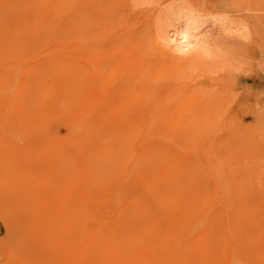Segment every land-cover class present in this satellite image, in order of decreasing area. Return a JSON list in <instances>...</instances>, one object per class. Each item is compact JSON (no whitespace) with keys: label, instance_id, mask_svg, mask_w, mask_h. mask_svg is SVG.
Returning <instances> with one entry per match:
<instances>
[{"label":"bare ground","instance_id":"6f19581e","mask_svg":"<svg viewBox=\"0 0 264 264\" xmlns=\"http://www.w3.org/2000/svg\"><path fill=\"white\" fill-rule=\"evenodd\" d=\"M125 1L122 5L130 11L136 12V20L139 19L138 17L141 18V28L136 30L132 27L136 30V33L130 28L137 35L140 44L128 39V42H124L122 46L114 51L113 48L108 51L112 50L110 59L115 61L121 57L126 58L127 67H132L130 72L111 79L115 80L112 91L107 88L106 91L97 96L91 86L94 83V78H98L96 77L98 74H88L82 70L80 61L77 60L61 64L64 57L55 60L53 65L40 64L25 68L26 70H23L21 62H12L11 65H6V68H0V130H2L0 133V146L4 150L7 147H16L13 153L10 152V149L5 150L14 154L15 159L13 163L11 162L13 168L11 169V165H9L10 171H8H17L22 165L21 161L26 156L23 150L27 149L28 146L25 149L20 148L18 146L19 142L28 141L27 144H29L33 140L36 143L41 141L45 145L49 141V138H45V136H51L48 146L42 150L39 149L42 154L37 155L39 159L36 160L38 164H35V167L43 168L46 174L52 173L49 174L50 178H46L47 175L45 174L43 181L50 179L55 183L53 184L51 181L48 184L42 183L39 188L36 186L34 191L30 190L31 192L29 191L26 194L23 187L21 190L13 188L12 192L15 191V194L21 196L22 209L32 213L34 217H37V219H34L37 222L41 220V223H39L41 226L44 225V236L39 231H37V234L43 242L46 240L45 238H51L49 239L52 242L49 243L50 251L60 257L58 263L55 264H264V224L259 225L261 230H258L260 232L258 240L254 244L251 241V244L254 245L250 246L253 250L251 252L255 251L256 253L255 258H251V256L244 255L251 250L249 247V249H244L246 253L240 252V247L249 244L247 243L248 240L239 234L240 238L238 236L236 238L237 234L232 233L234 227L232 228L231 225L228 229L232 232L226 229L224 224L226 215L224 218L214 215L212 219L205 218L197 221V218L194 217L195 209L191 204H206V202L203 203L202 197L193 194L192 191V194L190 193V190L197 183L194 185L195 181H192L191 184L193 185L189 188L186 187L188 190L185 192H183L185 190L183 187L181 188L178 185L173 187L172 185L176 182L170 177L168 170L162 166L165 148L154 145V137L151 136L145 139L140 138L136 141L138 148L135 147L134 140L137 139L135 133H138L140 129L135 132L133 128L136 121L141 120L143 116L151 114L155 118V115L160 113L159 108H156L157 106L152 107V103L159 94L161 87L167 89L169 88L168 85L171 86L170 80L182 76H197L201 72H205L204 70H207V68H213L216 63H219L221 56L218 48L222 46L221 44L225 40L226 42L230 41L231 38L234 42L240 40L246 65L244 70L246 73L253 71L252 61L256 56L255 54L259 51L262 54L263 51L259 34L263 31L262 34L264 35V13H262L264 0H240V8L227 9L222 12L208 9L203 4H195L191 0ZM235 3L231 0L226 1V5L229 7ZM62 5L64 6V3ZM2 9L0 8V10ZM81 16H83V12ZM81 16L75 15L72 20L77 21V24H79L82 21ZM83 25L86 26V23ZM6 28L8 29V27ZM72 28H75V26ZM20 34H22V31ZM130 36L133 37L132 34ZM124 38L125 36L122 39ZM12 39V44L7 45L8 51L10 50L8 54L11 56L13 53L25 52L31 45H34V42L22 41L18 35ZM6 44H4L5 48ZM3 46L0 43V56L7 52H5ZM2 58L0 57V59ZM54 67L56 68L54 69ZM261 67L263 66L261 65ZM19 68L23 71L20 72ZM53 71L58 73L57 76L55 75L58 79L56 78L57 81L53 79L49 83L48 78L53 74ZM19 73H23L21 76L22 81L19 80L16 85ZM106 82L102 81L100 87L105 85ZM244 89L247 94L246 98L250 100L246 108L253 113L256 112L262 115V124L260 123L261 126H257V129L261 127V130L258 129V131L262 132L259 136H261L260 140L264 143V94L252 93L249 86H245ZM56 95L62 96L63 105L59 106L58 101H56L57 98L53 100L49 107L44 109L46 99ZM178 95H181V93ZM148 96L151 99H146L143 103L139 101ZM188 96L191 98L192 94H188ZM113 97L132 99V102L126 107L114 106L113 104L116 101L111 99ZM76 100H79L77 105L73 103ZM178 100L181 101V98ZM215 102L213 100L211 105L213 106ZM170 104L172 105V103ZM82 106L84 107L82 108ZM166 106L170 107L168 103ZM174 106L177 105L174 104ZM189 109L191 108L189 107ZM29 112L31 114H28ZM79 112L81 113L79 114ZM49 113L55 114L53 119H50L51 116L48 117ZM76 113H78L77 116H75ZM64 117L70 118L66 143H64V139H58L52 134L53 122L56 120L64 121ZM191 122L193 121L191 120ZM63 125L65 124L63 123ZM12 126L25 128L26 131L22 132L23 129H18L10 133L6 132V129ZM204 129L210 130L208 126ZM188 130L191 131V129ZM25 132L32 135H27L28 133ZM160 134L158 135L163 136ZM83 138L85 139L82 140ZM171 138L173 139L172 136ZM166 139H169L165 138V142H168ZM161 140L164 141L163 137ZM169 141L171 142V140ZM151 144L154 146L148 148ZM171 144L174 143L171 142ZM161 145L164 146L165 144L161 143ZM132 149H134L132 152L136 153V156L131 154ZM257 153H261L256 157V159L258 158L256 161L258 175L256 174L255 178L258 179L259 185L256 181L255 183L264 191V151L261 150ZM213 158L211 159L214 160L216 157ZM186 164L188 165V163ZM220 165L223 166L221 163ZM25 166H23L24 169L27 167ZM129 166L133 168L130 173ZM224 170H226L225 167ZM224 170H218L215 173L214 176L218 179L217 182H221V179L223 182L225 181L224 174L228 172ZM232 170L236 172L234 169ZM182 171L184 172V170ZM188 171L192 172V170L186 172L189 173ZM18 175L19 178L24 176L23 173L21 176L20 173ZM189 178H192V175ZM203 181L198 185L205 184ZM29 185L30 183L27 184V187ZM228 186H230L229 183ZM196 187L199 186L196 185ZM4 189L8 190L9 187ZM227 189L222 188L225 194ZM123 190L124 193L126 190L127 192L132 191V195L129 194L131 197L133 196L131 202L128 201L129 206L123 197ZM134 190L138 191V193L136 191L139 195L138 200L133 199L136 198L134 197L136 195L133 193ZM115 196L117 197V203ZM247 214H244V216ZM236 217L238 218V216ZM262 219L264 220V207ZM3 222L6 229H8V223L4 220ZM29 222H31V219ZM199 223H203V228L197 230ZM54 225L55 227H53ZM219 225L222 228L221 230ZM226 233L231 235L226 238ZM234 237L242 244L237 242L235 247V244L230 243V240ZM238 244H240V247ZM50 255L48 254L47 258ZM44 256L46 257V255Z\"/></svg>","mask_w":264,"mask_h":264},{"label":"rangeland","instance_id":"374dc122","mask_svg":"<svg viewBox=\"0 0 264 264\" xmlns=\"http://www.w3.org/2000/svg\"><path fill=\"white\" fill-rule=\"evenodd\" d=\"M191 1L195 4L196 3L199 5L203 4L208 9L218 12L226 11L227 9H238L240 8L241 5V3L239 2L240 0H231L236 3L232 4L230 7L226 5L227 0H191ZM124 2L126 1L125 0H59L58 2V0H15V1L0 0V8H3L2 10H0L1 46L6 44L7 42L6 48L5 45L3 46V49H5V52L6 51L7 52L3 53L2 56H0L1 58L4 56L2 59H0V68H6L5 66L11 65L12 62H21L23 64L22 65L23 70H26L25 68L35 67L40 64L53 65L55 60L60 59V57H64L63 59L64 61H62L61 64H64L67 61L77 60L80 61L82 70L86 71L88 74H92V75H94L95 73L98 74L96 76L98 78L96 79L94 78V83L91 86L94 93H96L97 96L101 95L102 92L106 91L107 88H109L110 91H112L113 89L112 87H114L115 80H111V79H115L119 75H123L130 72L132 70V67H127V59L123 57L113 61L112 59H110V57L112 56V50L110 52L108 51L112 48L114 51L119 46H122L124 42H128V39L133 40V42L135 43H139V39L137 38V35L135 33L137 29L141 28L140 25L142 23L140 17H138L139 19L136 20L137 15L135 11H130L126 6L122 5V3L124 4ZM27 3L30 5H28ZM63 3L64 6L62 5ZM60 5H62V7H60ZM8 6L11 8V10H9L10 8ZM26 7H28L29 9H27ZM82 12H83V16H81ZM86 13L89 14L87 15ZM262 13H264V10L262 11ZM75 15H80L82 18V21L79 24H77V21L72 20V17ZM5 23L8 24L6 25ZM85 23L86 26L83 25ZM74 26L75 28H72ZM6 27H8V29ZM132 27H134L136 30L133 29ZM130 28L134 30L135 33L132 30H130ZM44 29L47 30L45 31ZM17 30H19L20 32L22 31V34H20V32ZM262 32L259 34V37L261 39L260 42L262 43L263 51L262 54L260 53V51L255 54L257 57L255 56V58L252 61L253 71H249L246 73V71L244 70V67L246 65H245L244 56L242 54L243 48L240 43V40L237 42H234L233 38H231V40L228 42H226L225 40V42L221 44L222 46L218 48V52L220 53L221 56L220 58L221 61L219 63H216L213 66V68L210 69L206 67L207 70H204L205 72H201V74L197 76L196 75L195 76L190 75L186 77L182 76L170 80L171 86L168 85L169 88L167 89L161 87V89L159 90V94L152 103V107L157 106L156 108H159L161 114L159 113L160 115L159 114L155 115V118L151 114L143 116L141 120L139 119L136 121L133 127L135 129V132L139 131L140 129L138 133L137 132L135 133L137 139L134 140V144L140 138L145 139L151 136L154 137V141H153L154 145L162 146L163 149L165 148L164 151L168 152L165 153L163 151L165 155L162 160H164L165 164L163 163L162 166H164V169L168 170L170 177L173 178L174 182H176L172 185L173 187L174 185H178L181 188L183 187L185 188L183 192H185L188 190L189 187L193 185L191 184L192 181L193 182L195 181L194 185L197 183L196 185L199 187H196L195 185L194 188L190 190V193L192 191L193 194L202 197L204 201L203 203L206 202V204H201V203H199L198 205L191 204V206H193L195 209L194 217L197 218L196 220L198 221L199 219L201 220L205 218L212 219L214 215L220 216V218L222 217L224 218V216L226 215V221L224 220L226 229H228V227L231 225L232 228L234 227L232 230L233 232L230 229L228 230H230L232 233H236L237 234L236 238L239 234L240 236L243 235L244 236L243 238H246V240H248L247 243L249 244L245 245L246 247L242 246V248L240 247V244L242 243H240L238 239H235L234 237L230 240V243L235 244L234 245L235 247L237 246L236 245L237 242L240 243L238 245L241 249L240 252H243V254L246 253V251L244 250L245 248L249 249L250 246L254 244L256 240H258L260 234L258 230L259 231L261 230V226L259 225L264 224V220L262 219V211L264 207V203H263L264 191L259 188L260 186L258 187L259 185L257 181L258 179L255 178V175L256 174L258 175V169H257L258 166L256 165L257 164L256 161L258 158L256 159V157H258V155L261 154L257 152L259 151L261 152V150L262 152L264 151V146H263L264 143H262V141L260 140L261 136H259V134H261L262 132L258 131V129L261 130L260 129L261 127L260 128L258 127L257 129V126H261L262 124L261 121L263 118L262 115H260V113L254 112L255 113L254 114L251 110L246 108L247 103L250 100L246 98L247 94L244 89L245 86H249L251 87L250 91L252 93L264 94V70H263L264 69V63H263L264 35L262 34ZM126 33L128 34V36ZM131 34L133 37L130 36ZM17 35L20 37L22 41L34 42V45H31L29 49L25 52L16 53V54L13 53L11 56L10 54H8L10 51V50L8 51L9 49L8 46L12 44L11 41L13 40L12 38L17 37ZM124 36L125 38L122 39ZM257 62L259 64L260 63L262 64L259 65ZM261 65L263 67H261ZM56 67H54V69ZM23 70H20L19 68L20 72H22ZM64 71H66V69H64ZM22 74L23 73L18 74L15 83L16 85L18 84L19 80L22 81V77H21ZM56 74L58 73L53 71V74H51V76L48 78L49 83L53 81V79L57 81L58 77H56L57 76ZM102 81L104 82L107 81V82L105 85H102L100 87ZM179 92L181 93V95H178L180 94ZM188 94H192L191 98L188 96ZM173 96L174 98H172ZM61 98H62L61 95H56L54 97L46 99V102L44 104V109L49 107V105L53 102L54 99L55 100L57 99L56 101H58L59 106L63 105L62 102L63 100ZM180 98L181 101L178 100ZM111 99H114V101H116V103L113 105L119 107H126L132 102V99L121 98L122 99L121 100V99H117V97H113ZM146 99H151V98L148 96V97H144L143 99H140L139 101L143 103L146 101ZM213 100L216 102L212 106L211 103ZM78 102L79 100H76L73 103L77 105ZM177 102H181V103H177ZM167 103L168 105H170V107L166 106ZM170 103H172V105ZM174 104H176L177 106H174ZM165 106L168 109H166ZM83 107L84 106H82V108ZM172 107L176 109L173 108V110H171ZM189 107L191 109H189ZM169 110L172 112H170ZM209 111L211 112L209 113ZM80 113L81 112H79V114ZM150 113L152 112L150 111ZM165 113H168L169 115ZM28 114L31 113L29 112ZM77 115L78 113L75 114V116ZM54 116H55L54 113H49L48 117H50V119H53ZM69 119H70L69 117L68 118L64 117V121L56 120L57 122L54 120L53 122L51 120L53 122L52 125H54V127H52V134L58 139H62V140L64 139V143L67 142L66 139L69 132L68 127L70 125ZM165 120L166 122L164 123ZM191 120L193 122H191ZM63 123L65 125H63ZM23 125H25V123H23ZM206 126L209 127L210 129L209 131L204 129ZM18 129L19 130L23 129L21 130L22 132H24L25 130V128L22 127L18 128V126L17 127L12 126L6 129L7 130L6 132L10 133ZM188 129H191V131ZM1 132L2 130H0V133ZM25 133L27 134L28 132ZM160 133L163 136H159L158 134ZM27 135H32V134L28 133ZM171 136L173 137V139H175L176 142L173 141ZM180 136L182 137L180 138ZM162 137L164 141L161 140ZM166 137L169 140H171V142L174 144H171V142L167 139L166 141L168 142H165ZM45 138H49L48 143L47 144L45 143V145L42 144L41 141L36 143L33 140H31L29 144H27L28 141H22L18 143V146L20 148L25 149V147L27 146L28 147L27 149L23 150L25 151L24 153L26 154V156L24 157V159L22 158L23 159V161H21L22 165L18 168L17 171L13 170V172H9L10 171L9 165H11V162L13 163L15 160L13 157L14 154H11L5 150L10 149V152L13 153L16 147L11 146V148L7 147L4 150L3 147L0 146V152H1L0 153V160H1L0 183L3 186L2 187L0 185V264H6V263L9 264L10 262H11L10 264H42V263L55 264L58 263V259H60V257L57 254L53 252L51 253L50 251L51 248L49 247V243L50 244L52 243L51 241H49V239H51L50 237L45 238L46 240L44 242L39 239V235L37 234V231H39L40 234L42 232L44 236V232H43L44 225L41 226L40 224L41 220L39 221L40 223L37 222V220H35L37 219V217H34L33 214L28 211H24L22 209L23 207H21V196L19 197L17 194H15V191L14 193L12 192L13 188H15L16 190L19 189L21 190V188L23 187L25 189L24 193L26 194L29 193L30 190L34 191L36 186L37 188H39L40 184L42 183L48 184V182L50 181L53 184L55 183L50 179L49 180L46 179L47 181H43L45 178L44 176L46 174V171H44V169L41 167L38 168L35 167L38 164L36 163V160L39 159L38 156L42 154V151L40 150L48 146V144L51 141L50 140L51 136L47 135L45 136ZM84 139L85 138H83L82 140ZM160 141L161 143L165 144L164 146L168 145L167 146L168 148L161 145ZM153 144L148 146V148L153 147L154 146ZM137 145L138 144L136 143L135 147L138 148ZM177 148L179 149V151ZM35 149L38 151V153ZM180 150H182L183 152L181 151V153H179ZM132 151H134V149L131 150V154L136 156V153L134 154ZM213 157L214 158L216 157L215 158L216 160ZM211 158H213L214 160H212ZM28 163L30 167L28 166ZM186 163H188V165ZM220 163L223 166H221ZM23 166H25L28 169L25 168L26 169L25 170ZM224 167L226 168V170H224ZM12 168L13 165H11V169ZM232 169H234V171L236 172H233ZM132 170L133 168L129 166V173L132 172ZM182 170H184V172ZM187 170L190 171L192 170V172L188 171L190 173L189 174L186 172ZM218 170H224L225 172H228L227 174H224V176L226 177V178L224 177L225 178L224 182L222 179L221 182H217L218 179L214 175ZM203 172L205 173L203 174ZM19 173L20 176L22 175V173L24 174V176L22 178L21 177L19 178L18 175ZM49 174L48 173L46 174L47 175L46 178H50ZM198 174L201 175L199 176ZM191 175L192 178H189L191 177ZM201 180L202 181L204 180L203 182H205V184L198 185L200 182H202ZM255 181L258 185H256ZM28 183H30V185L27 187ZM228 183L230 186L227 187ZM121 184L123 183L121 182ZM172 186L170 185L171 188H173ZM4 188H7L8 190ZM222 188H228L226 190L227 191L226 194L225 192H223ZM136 191L137 190L133 191V193L136 194L134 196L136 198L133 199L138 200L139 195H137L138 191L137 193ZM126 192L127 190L125 191V193L124 190L122 191L123 197L125 198L126 203L128 201L131 202L133 196L131 197L130 195H132V191L130 192L128 191L127 194ZM127 195H129L131 198ZM224 198L226 199V203ZM115 200L117 203L116 196H115ZM127 205L129 206V202L127 203ZM123 206L125 207V205ZM187 206H189V204H187ZM243 211L244 214L246 213L248 214L244 216ZM235 215L238 216V218ZM30 219L31 222H29ZM237 219L239 220L238 222L236 221ZM3 220L8 223L9 230L6 229ZM27 220L29 223L27 222ZM240 223L242 224L241 226L239 225ZM19 225H21L22 227ZM28 226L30 227V229ZM53 227H55V225ZM197 227H198L197 230L202 229L203 223H199ZM219 228L220 230L222 229L220 225ZM197 230L195 231V233L197 232ZM229 235L231 234L226 233V238L229 237ZM240 236L238 237L240 238ZM251 241L253 242L252 244ZM9 248L11 249L9 250ZM229 250L231 251V249ZM237 251L239 252L238 249ZM251 251L253 250L251 249L244 255L251 256V258L252 257L255 258L256 256L255 251L254 252ZM9 254H11L10 256H12L11 259ZM48 254L49 255L52 254V255H50V257L47 258ZM44 255H46V257Z\"/></svg>","mask_w":264,"mask_h":264}]
</instances>
